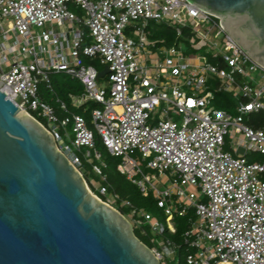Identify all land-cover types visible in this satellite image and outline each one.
I'll use <instances>...</instances> for the list:
<instances>
[{"label": "built area", "instance_id": "built-area-1", "mask_svg": "<svg viewBox=\"0 0 264 264\" xmlns=\"http://www.w3.org/2000/svg\"><path fill=\"white\" fill-rule=\"evenodd\" d=\"M152 23H166L180 44L151 40ZM56 74L82 85L70 97L79 108L97 105L95 130L119 159L117 171L165 217L166 227L122 201L133 228L174 233L175 219L184 218L187 264H264V162L247 159L264 156V129L245 124L264 113V67L220 19L189 0H0V91L55 137L83 177L92 165L105 181L86 120L59 100L58 116L41 96L42 86L53 91ZM220 93L233 97L235 115L208 109ZM69 127L74 137L63 146L58 133ZM117 201L103 202L115 208ZM178 248L168 242L152 251L164 261Z\"/></svg>", "mask_w": 264, "mask_h": 264}, {"label": "water", "instance_id": "water-1", "mask_svg": "<svg viewBox=\"0 0 264 264\" xmlns=\"http://www.w3.org/2000/svg\"><path fill=\"white\" fill-rule=\"evenodd\" d=\"M189 1L264 67V0ZM91 191L55 137L0 91V264H161Z\"/></svg>", "mask_w": 264, "mask_h": 264}, {"label": "trees", "instance_id": "trees-1", "mask_svg": "<svg viewBox=\"0 0 264 264\" xmlns=\"http://www.w3.org/2000/svg\"><path fill=\"white\" fill-rule=\"evenodd\" d=\"M149 31H150L149 38L153 41L158 42L159 44L166 45V46H176L177 44H180L181 42V40L177 38L174 30L171 27H169L166 23H159V24L152 23L149 26ZM85 63L89 64L88 61H85ZM52 88H53V91L50 92L46 90L44 86H42L40 90L42 98H43V95L49 94V93H54V94L57 93L60 95H65V96L69 95V98H70V95H71L70 93L72 92H75V93L79 92L80 94L83 92V88L80 83L78 86L74 83L72 84L66 83L64 87L55 88V82L53 81V77H52ZM43 100L46 101L45 98H43ZM85 106H89L90 111L92 112V110L95 109L97 105H95L93 102H89L88 104L82 106L79 110L84 109ZM216 106L220 110L227 111L231 114H233L235 111V102L233 100V97L227 93H220L218 95L217 100H216ZM257 115L256 116L253 115L249 118L248 126H250L251 128L255 130L264 129V121L262 119H258ZM39 121L42 122L41 120ZM101 158H103L102 154H101ZM94 163L98 164L97 161H94ZM103 163L106 166V168L103 169V174L106 176L105 181H103L101 176H99L93 170L92 165H91V170L88 169V165L86 166L87 173H84V178L90 188L97 189V188L105 187L109 195H116L120 201L116 202L115 208H117L125 217H128V216L131 217V209L129 207L123 206L122 201L129 202L131 206L137 210L144 211L143 209H145V212H148V213L152 212V210H154L155 207L157 208L156 202L154 201L153 198L143 197L138 187L132 184L131 182H129L124 176H122L117 171V164H116V168L114 169V171H110L108 165L105 162ZM92 174H95L96 176L98 175L97 182H99L98 183L99 185H96L95 182H93L94 179H90ZM95 195L101 198L98 194L95 193ZM102 200L107 202L108 198L107 200H104V199ZM175 228L176 230L174 233L167 230L164 234L157 235V234H153L148 226L144 227L143 230L139 228H138L139 230H137L135 229V226H134V233L136 237L151 250H155L159 245L166 244L168 242L179 245L176 257L172 260L168 259V260L161 261V264H187L186 258H187L189 251L182 245V236L184 232L187 230L186 219L176 218ZM142 231H144V233H142Z\"/></svg>", "mask_w": 264, "mask_h": 264}, {"label": "rangeland", "instance_id": "rangeland-1", "mask_svg": "<svg viewBox=\"0 0 264 264\" xmlns=\"http://www.w3.org/2000/svg\"><path fill=\"white\" fill-rule=\"evenodd\" d=\"M70 10L76 12L73 7H70ZM52 77H53V81L55 82V88L64 87L66 83H68V84L74 83L77 86L79 85V83H77V81L72 80L69 76H67L65 74H56V75H54ZM106 84H107L106 79L103 78L101 80V82L98 84V86H99V88H102V87L106 86ZM70 94L73 95V96H76V97L80 95L79 92L78 93L77 92L76 93L72 92ZM43 98H45L46 102L49 105H51L56 110L58 116L61 115V112L59 110V102H58V100H59V101L65 102L68 105L69 110L72 113L81 115L86 120L88 128L90 130H92L93 133H94L96 149L103 155L102 161L105 162L108 165L110 171H114V169L116 168V164L119 163V159L112 157L110 155V153L108 152V150L104 147L101 138L99 137V135L97 134V132L95 130L94 122H93L92 116H91L92 112L90 111V107L89 106H85L84 109L79 110L80 108L76 106L77 103L74 100H72V97L69 98V95L65 96V95H60V94H57V93L56 94L49 93V94L43 95ZM208 109L211 110V111L212 110L213 111L214 110H219V108L216 106V103H213L211 105V107L208 108ZM233 114L234 115L236 114L235 111H234ZM257 118L258 119H262L264 121V114L261 113V114L257 115ZM41 121H42V123L44 125H46L47 127L51 128V125L48 124L46 120L41 119ZM248 123H249V118H246L245 124L249 125ZM58 134L63 136V140L61 142V145L65 146V145H70L71 144V139L74 137V134L72 132V128L71 127L63 129V130L62 129L59 130ZM226 150H228V147H226ZM228 151L231 152V150H228ZM247 155H248L247 159H248L249 162H254V163H263L264 162V156H262V155L252 154V153H249ZM136 158H138V157H136ZM88 169L91 170V165H88ZM146 172L149 173V174H152V175L154 174L151 171H146ZM97 178H98V175L96 176L95 174H92V176L90 177V179H94L93 182H95L96 185H99L98 184L99 182H97L98 181ZM94 191H95L96 194H98L104 200H107V198L110 197V195L101 196L97 189H94ZM143 210L145 212V209H143ZM150 213L153 215V217L156 220H158L161 224H163L166 227L165 217L163 216L162 212L159 209H157L155 207V209L152 210V212H150ZM126 218H128L130 221H132L131 217L128 216ZM135 229L139 230L136 226H135ZM159 247H161V245H159L158 248Z\"/></svg>", "mask_w": 264, "mask_h": 264}, {"label": "bare ground", "instance_id": "bare-ground-1", "mask_svg": "<svg viewBox=\"0 0 264 264\" xmlns=\"http://www.w3.org/2000/svg\"><path fill=\"white\" fill-rule=\"evenodd\" d=\"M24 114V113H23Z\"/></svg>", "mask_w": 264, "mask_h": 264}]
</instances>
